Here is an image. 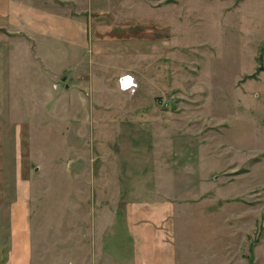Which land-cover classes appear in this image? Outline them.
I'll return each mask as SVG.
<instances>
[{"label":"rangeland","instance_id":"obj_1","mask_svg":"<svg viewBox=\"0 0 264 264\" xmlns=\"http://www.w3.org/2000/svg\"><path fill=\"white\" fill-rule=\"evenodd\" d=\"M35 4L37 28L0 33V205L23 181L39 264L93 259L92 214L119 207L125 113L162 147L199 149L210 182L178 213L183 264H264V0Z\"/></svg>","mask_w":264,"mask_h":264},{"label":"crops","instance_id":"obj_2","mask_svg":"<svg viewBox=\"0 0 264 264\" xmlns=\"http://www.w3.org/2000/svg\"><path fill=\"white\" fill-rule=\"evenodd\" d=\"M35 1L0 0V33L3 35L6 31L11 36L7 33L10 27L15 28L14 31L37 28L39 24L35 22L39 21L40 14L36 13H39V9L41 12V8L36 7ZM24 15V22H21ZM51 22V27L60 23L54 16ZM74 72L78 76L81 71ZM79 83L83 82L79 80ZM125 116L115 123L117 130L113 136L116 200L119 207L92 214L98 222L93 228L95 245L91 248L95 254L89 262L183 264V246L176 225L181 219L178 213L184 206L197 203L203 197L205 185L210 182L201 176L203 171L198 157L199 149L183 151L177 143L172 149L162 147L163 140L164 143L166 141L164 133L155 135V131L145 130L146 127H138L134 121H129L133 114L129 116L125 113ZM117 117L119 115L114 119ZM178 138L187 145L188 138L198 139L195 133H187ZM156 159L164 164L158 166ZM23 185V181H18L16 201H12L7 210L0 205V264H39L41 258L42 251L37 250L36 244L37 231L33 228L32 196L24 193ZM6 228L8 242L11 243L5 250ZM80 258L82 264H87L84 257Z\"/></svg>","mask_w":264,"mask_h":264},{"label":"built area","instance_id":"obj_3","mask_svg":"<svg viewBox=\"0 0 264 264\" xmlns=\"http://www.w3.org/2000/svg\"><path fill=\"white\" fill-rule=\"evenodd\" d=\"M130 84V85H128ZM136 83H134V80H131L128 83H124L122 85H124L123 87H121V89L127 90V89H131L133 86H135ZM127 85V86H126Z\"/></svg>","mask_w":264,"mask_h":264},{"label":"water","instance_id":"obj_4","mask_svg":"<svg viewBox=\"0 0 264 264\" xmlns=\"http://www.w3.org/2000/svg\"><path fill=\"white\" fill-rule=\"evenodd\" d=\"M132 79L130 78V77H128V78H123V84H124V82L125 83H128V82H130Z\"/></svg>","mask_w":264,"mask_h":264}]
</instances>
